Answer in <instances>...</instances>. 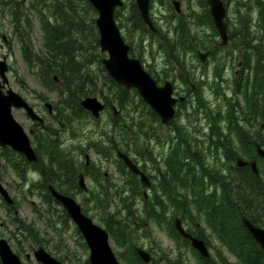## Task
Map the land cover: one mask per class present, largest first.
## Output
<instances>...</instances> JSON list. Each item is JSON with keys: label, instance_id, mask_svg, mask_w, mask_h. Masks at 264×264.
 Returning a JSON list of instances; mask_svg holds the SVG:
<instances>
[{"label": "trees", "instance_id": "1", "mask_svg": "<svg viewBox=\"0 0 264 264\" xmlns=\"http://www.w3.org/2000/svg\"><path fill=\"white\" fill-rule=\"evenodd\" d=\"M185 1L192 8L195 0ZM196 1L202 12L189 13L188 17H184L190 18L188 23L179 15L175 18L174 14L164 15L172 18L166 30L158 27L156 31L149 29L140 16L135 0H124V6L116 12L119 27V18L124 11L131 25L130 30L136 35L130 42L125 40L130 45V55L141 59V54L145 55V48L153 53L154 48H157L163 53V62L167 65L160 69L159 74L146 70L157 82L163 84L167 79H172L180 83L181 80L185 87L190 88V96L177 105L175 118L168 126L169 132L162 138L156 132L157 126L161 125L157 115L135 90L119 86L106 72L102 64L103 55L99 53L97 12L88 0H0V15L8 18L12 28L11 36L19 40V48L39 83L58 92L55 106L57 119L69 128L66 140L56 145L51 137L49 142L48 150L52 152L47 160L53 176L52 183L61 182L63 174L75 177L74 168L79 162L77 159L72 167L70 161L75 158L71 156L70 150L80 147L69 140H82L81 145L84 146L92 143L84 129L78 131L72 127L74 122L80 124L92 118L80 106L81 100L99 95L100 91L107 88L106 98L103 94L101 96L107 106L112 95L119 97L125 105L133 94L140 102L136 105L140 110L132 115L128 124H123L121 119L114 124L116 130L121 129L114 138L110 139V132L98 131L99 119L94 120L97 128L94 151L100 162L104 159L109 164L114 156L117 157L118 151L132 157L140 166L141 160L146 158L144 156L154 157L155 163L152 165L156 176L153 195L145 200L140 181L125 171L123 163L117 159L114 163L121 168L119 172L127 180V196L121 194L123 191L115 192L121 205L113 212H105L110 204L105 202L107 194L100 178L104 169L102 165L100 169L97 167L98 175L95 179L102 189L97 197L84 198L85 203L88 200L99 203H94V208L98 212L102 210V216L105 217H101V221L115 244L123 248L119 259L125 264H146L134 247L140 245L141 237L147 236L145 230L151 223L167 225L177 245L183 242L190 246V242L177 233L174 225L176 218L182 220L190 234L203 239L208 246H212L209 236L216 238L220 248H225L235 258V261L228 262L218 250L215 256L202 258L193 250L199 256L196 264H264V251L242 222V216H246L253 224L264 229V159L257 155L255 147L259 144L264 148V0H223L227 9L232 3L233 15L237 17L232 33L228 17L226 19L228 43L232 41L229 46H234L233 54L227 57L237 58L232 62L234 67L238 60L237 53L240 52L239 59L242 62L240 68L236 67L238 73L233 72V89L229 94L222 88L223 79L219 71L215 72L212 85L208 84L204 72L195 77L183 76L181 72L174 75L170 73L174 71L171 67L174 60L185 69V61H189L190 57L198 59L199 52L210 50V56L214 57L219 51L216 43H205L199 34H191V28L198 30L207 27L213 36H219L207 0ZM24 11L33 13L40 25L44 33L46 55L33 51L30 39L33 27L31 14L26 15ZM146 37L150 41L148 46L143 42ZM136 44L138 49H135ZM54 76L59 78L58 85L54 82ZM101 80L104 81L99 85ZM206 84L213 89L215 100H219L215 105L204 97ZM181 112L185 116L182 117ZM143 113L151 116L155 125L143 123ZM48 130L55 135L58 127L48 125ZM153 142L166 150L157 153L159 157L155 155ZM61 143H66L68 147L61 146ZM213 155L216 160L225 158V164L213 163ZM239 157L256 161L259 175L254 174L250 167H238L236 159ZM83 164L79 165L84 167ZM89 195H92L91 191ZM137 199L143 203L141 209L137 208ZM82 208L89 215L90 207L82 205ZM39 214L43 215L47 226L55 233L59 232L60 226L65 230L62 232L71 227L65 212L53 203L41 207ZM201 221L205 222V227H199ZM18 224L19 233L25 232L29 239L30 235L32 238L34 236L35 243H43L34 228L22 222ZM82 246L87 248L84 242ZM86 264H89L88 260ZM150 264L190 263L184 260L182 254L172 260L154 253Z\"/></svg>", "mask_w": 264, "mask_h": 264}, {"label": "rangeland", "instance_id": "2", "mask_svg": "<svg viewBox=\"0 0 264 264\" xmlns=\"http://www.w3.org/2000/svg\"><path fill=\"white\" fill-rule=\"evenodd\" d=\"M173 0H154L150 4V16L152 17L153 24L156 26L155 28H164L165 30L167 27L170 25L168 21H171L172 18L170 16H165L164 15H169L173 16L174 18L177 13L175 11L174 5H172ZM180 3V17L182 20H185V22L188 23L190 21V18L184 19V17H188V14H192L193 11H196L197 13H201L202 10L198 5L196 4V0L192 2V8H190V4L186 2L185 0H179ZM153 5V6H152ZM26 15L31 14L28 11H24ZM189 14V15H190ZM34 14L32 13L30 15V19L32 21L33 27L30 30V39H31V46L32 49L35 53L37 54H43L45 53L46 55V50L44 49V33L40 28V25L33 16ZM121 32L124 37V39L132 41L136 35L133 31L130 30L131 25L129 24V21L125 18V14L123 11V14L121 13ZM228 21L230 25V30L231 33L234 31V27L237 24V17L233 15V10H232V3L229 4L228 7ZM191 28V34H199V38L203 40L205 43H221V38L213 36V32L209 30V28H198V30ZM168 31V30H167ZM0 34L8 37L11 39L12 35V28L11 24L8 20L7 17H3L0 15ZM137 35V39H138ZM143 40V39H142ZM147 41V42H146ZM127 42V41H126ZM143 42H145L144 45L148 46L149 45V39L146 37ZM232 41L229 43L231 44ZM3 44L2 40H0V46ZM129 44V43H128ZM227 45L224 49L220 46H218L219 51L216 54V56L212 57L209 56V58H205L204 64L206 66L204 69V74H206L207 81L209 85H212L214 83L213 77L215 76V72L219 71L221 73V77L223 79V82L221 83L222 88L224 89V92L229 94V91H232V76L234 69L232 70L231 68V63L227 61V55L228 54H233L234 46L233 45ZM138 44L135 45V49H138ZM133 47V46H132ZM157 47V46H155ZM154 53L150 52L148 48H145V55L141 54V61L144 64V67L147 70H150L152 73L156 72L157 74L160 73V69L162 67H165L166 65L164 64V55L162 52H159L157 48H154ZM210 51V50H209ZM206 52V51H202ZM100 55H103L102 59L106 58V55L103 54L101 51H99ZM238 58L241 57L240 52L237 53ZM47 57V56H46ZM199 59H193V57L189 58V61H185V69L179 67L177 64V61L174 60L173 63L171 64V67L173 68L174 71L170 72L171 74H177V73H182L183 76H188V77H195L196 75L200 74V70H202L204 67L203 65L199 64ZM8 64L11 67V73L9 75V81H10V87L13 91L17 92L21 96H23L29 103L32 105L36 106L39 111H42V105L38 103L37 95L42 96L47 102L53 104V106H56V103L58 101V97L49 88H45L44 85L40 82H38V78L32 74L31 70H29L26 65L23 63V61L20 58L19 54V48L18 46L13 43L10 57L8 59ZM198 66V67H197ZM222 67V69H221ZM177 72V73H176ZM173 74V75H174ZM202 75V74H201ZM168 76H171L168 74ZM172 80V79H171ZM104 80H101L99 85H102ZM190 85V83H188ZM208 84H206V89L204 90V97L205 99L213 103L214 105L216 104L217 101L215 100V95L212 93L213 89H211ZM187 85V84H186ZM99 87V86H98ZM176 88H177V94L182 96L181 93L185 91V89L190 90V88L185 87L182 81L180 80L179 82H176ZM101 89V88H100ZM104 89V88H103ZM102 89V90H103ZM107 89V88H105ZM100 91L99 95L96 96H90V97H98L99 99H103L102 94L106 98L105 95H108L105 91ZM110 104L109 108L105 109V111L102 113L101 116H99V125L98 126V131L104 130L105 132H110V139L114 138L116 136V132H119L120 130L115 129V123H118V120H122L123 124H128L129 121L132 119V115L135 114V112L139 109L137 103H140L136 98V95L133 94L132 97L129 98L128 101L122 104V101L118 99L119 97L115 96H110ZM140 97V96H139ZM141 98V97H140ZM104 101V99H103ZM143 101V100H142ZM144 102V101H143ZM105 103V101H104ZM148 106V105H147ZM149 107V106H148ZM145 112V111H144ZM66 113V112H65ZM66 115V114H65ZM147 116V117H146ZM181 116H185L184 112H181ZM14 117L16 120L22 124L27 132H29L30 129V122L27 121V119L22 115L21 112L14 113ZM144 117V118H143ZM142 122L148 125L154 124L153 119L151 116H148L147 113H143L142 115ZM88 120V121H87ZM87 120H83L78 124V122H74L72 124V127L74 129H77L78 131L84 129V133L88 134L91 131L92 127H96L94 119L93 118H88ZM126 122V123H124ZM54 124V123H53ZM155 125V124H154ZM57 126V125H56ZM54 126V127H56ZM125 129V128H123ZM68 132H65L66 136H63L62 138H68ZM157 134L165 138L169 132V127L167 126H157L156 128ZM101 134V133H100ZM120 136H118L119 140ZM76 143H78L80 140H74ZM152 145L155 147V154L157 153H162L164 150L161 146L156 145L154 142ZM143 150V149H142ZM91 163L93 165L92 170L97 173V169H100V165L104 166V169L101 171V180H103V186L104 189L106 190L107 194V199L105 202H109V206L106 213L108 212H113L118 206L121 205V202L118 200L117 196L115 195V192L120 190L123 191L121 194H124V196H127L128 192L126 191L127 189V180L124 179V176L119 172V166L115 164L114 162H117V157L114 156V159L112 158V161L106 162L103 161L100 162V158L96 155L95 152L89 153ZM3 171L4 175L9 174V177L4 176V179L8 182L11 180V171L6 164V162H3ZM98 167V168H96ZM104 172L108 173V177L110 175V181H107L105 177L103 176ZM17 180V178H14ZM15 180V181H16ZM86 184L90 188V191L92 195H76V199L79 203H81L83 206H89L90 211H89V216L94 219V222L101 224L102 226L103 223L101 221L102 216V210H99V212L94 208V205L98 202L95 203V201L91 200L87 203H84V197L94 198L97 197L99 191L102 189L97 182L92 180L90 178H86ZM95 203V204H94ZM136 205L138 209H141L143 206V203L141 202L140 199L136 200ZM35 207L38 208V206L35 205H20L16 209V213L14 214V218L16 221H19L18 223L22 222L23 224H26L27 226H30L37 231V233L40 234V239L42 240L43 243H35L33 240L32 236L30 235L29 239L27 234L24 232V234L19 233V228H18V223L17 226L13 225L9 221L8 213L6 210H3L1 220L3 221L4 224V229L7 228V235H9L10 239V244L11 247L15 252H17L23 263L24 264H38L33 256V249L38 248V246H43L51 255L56 257L57 259H60L63 264H86V261L88 260L89 257V249L88 247L85 249L83 245V240L81 236L76 232L75 227L72 225L69 229H67L66 232L63 230L62 226L59 227V232L55 233L49 226H47L46 219L43 217L42 214H36L35 213ZM111 207V208H110ZM167 225H156L152 224L151 226L147 227V230H145L146 237H141L139 240L140 245H142V248L147 250L151 256L155 253L156 256L160 255L163 258L169 257V259H176L179 254H182L184 260L190 264H196V258L199 257L195 252H193V249L191 246L185 245L183 242H181L179 245L176 244V242L173 240L172 236L170 235L168 228L166 227ZM205 222L201 221L199 227H205ZM184 227L187 229L186 225L184 224ZM62 232V233H61ZM210 240L212 241V246L210 247V254L215 256L216 250L220 251L224 257L225 260L228 262H233L235 261V258L223 247L220 248L218 241L216 238L209 236ZM112 248L118 258L120 257L119 255L123 252V248L118 247L113 239L111 238L110 240ZM138 245L139 247H141ZM155 250V252H153ZM27 256L29 258H27ZM122 264H125L121 259H120Z\"/></svg>", "mask_w": 264, "mask_h": 264}, {"label": "water", "instance_id": "3", "mask_svg": "<svg viewBox=\"0 0 264 264\" xmlns=\"http://www.w3.org/2000/svg\"><path fill=\"white\" fill-rule=\"evenodd\" d=\"M97 12L96 26L99 32V45L102 53L106 54L103 65L110 77L120 86L127 89H135L144 102L159 116L162 123L167 125L175 117V106L177 98H173V85L166 82L164 86H158L154 78L145 71L139 59L130 57V46L125 42L121 30L115 20L116 10L123 6L122 0H88ZM151 0H135L136 6L144 23L152 30H155L150 17ZM176 11L180 13V2L173 1ZM210 14L222 44H227V24L225 22L227 10L222 0H207ZM206 55H201L202 61ZM6 62L0 61V75L3 83H0V143L2 146H10L14 151L24 155L28 161L36 162L37 158L31 146L30 139L23 127L15 120L13 109H24L27 116L35 121L42 119L34 109L12 89L5 90V83L8 79ZM180 100H183L181 98ZM84 109L89 111L94 117L98 118L104 109V104L96 97H89L81 102ZM257 153L264 158V149L257 145ZM118 156L125 165L137 175H140L144 185L149 186L148 177L141 172L139 167L123 153ZM239 166L247 165V162L238 159ZM251 167L254 173L258 174L256 162H252ZM79 184L86 190L84 177L80 175ZM4 199L11 204L12 200L7 191L0 185ZM52 197L66 210L68 216L77 226L79 232L85 239L89 248L90 264H121L117 259L111 245L110 236L106 229L95 224L93 220L85 215L81 206L74 198L64 196L49 186ZM242 221L246 229L250 232L253 239L264 251V229L255 226L247 217L242 216ZM176 229L180 235L191 241L192 247L203 257L209 256L208 248L203 240L193 237L186 232L180 219L175 222ZM139 257L145 262L151 261V255L141 249L136 248ZM34 255L40 264H62L59 260L51 256L42 246L34 250ZM0 258L3 264H22L20 257L15 254L8 241L0 239Z\"/></svg>", "mask_w": 264, "mask_h": 264}, {"label": "flooded vegetation", "instance_id": "4", "mask_svg": "<svg viewBox=\"0 0 264 264\" xmlns=\"http://www.w3.org/2000/svg\"><path fill=\"white\" fill-rule=\"evenodd\" d=\"M0 40H2V42H3V44L0 46V61L6 62V67L8 69L7 70L8 82H7V84L5 83V86H6V89H11L10 81H9V75L12 71H11L10 65L8 64V59L10 57V53H11L13 43H15L18 46V48L20 47L19 46V40L13 36H11V39H9L8 37L1 35V34H0ZM227 45L224 46L220 43L217 46L225 48V47H227ZM206 52H208L206 57L209 58V56L211 55V52L210 51H206ZM19 54H20V58L23 61V63L25 65H27L28 60H26L24 58V55L22 54L20 48H19ZM233 56L235 57V55H233ZM197 57L200 61V62L198 61L199 64L201 63L203 65L202 67L206 66L204 64L205 61L204 62L201 61L202 60L201 55L198 54ZM206 57H204V60ZM236 59H232L231 56H228L227 61L229 62V64L231 63L232 70L234 69V71L237 74L238 70H236V67L240 68L242 66V62L238 58L237 63L234 64V67H233L232 62L236 61ZM204 69H205V67L202 70H200V72H201L200 74H202L204 72ZM221 69H222V67H221ZM168 80L172 81L171 79H167L166 81H168ZM55 81H56V83L60 82L59 79H57V78L55 79ZM172 82L174 84V96L175 97L187 98L190 96L187 89H185V91H183L181 93L182 96L178 95L176 92L177 91L176 82H174V81H172ZM0 83L1 84L3 83V78L1 75H0ZM158 84L160 86L163 85L162 82H158ZM61 88L63 89V86ZM193 89H194V87H193ZM37 99H38L37 100L38 103L42 105V111H39L37 109V107L32 105L31 103H29V101H27V102L34 109V111L37 113V115L42 119V123L38 120L35 121V120L30 119L27 116L24 109H13V116H14V113L21 112L22 115L27 119V121H29L31 123L29 132H27L25 130L24 126L22 124H20L16 120V118L14 117L15 120L23 127L24 131L26 132V134L30 138V143H31L33 150L35 152L37 161L36 162L28 161L24 155L14 151L10 146H2V144L0 143V185L7 191L8 196H10V198L12 200V203L10 205L4 199L2 190H0V239L5 238L8 240L9 243H10L9 235L6 234L7 228L4 229V224H3V221L1 220V218H3L2 217L3 210H6L8 213H10V214H8L9 221L11 224H13L14 219H15L14 214L16 213V209L18 208V206H20V205H46V204H49L50 202L51 203L54 202V199L51 196V193L49 190L50 185H53L54 188L58 192H60L61 194H64L66 196H72V197L76 198V195H80V194L84 195V192L81 191V187L79 184L80 175L84 174L85 178H87V177L90 178L92 180V182H94V180L96 179V175H98V171L96 174H95V172H93V170H92L93 165H92L91 159L89 157V153L94 151L95 146H96V142H97V141H95V138L97 135V128L92 127L90 133L86 134V135H90V140H92V143L90 146L81 145L82 140H80L78 143H76L75 141L73 142V139L69 140V141H72L73 143H76L74 145H76L77 147H80V149L78 148L75 150H73V149L70 150L71 156L73 158H75L73 161H70V164L73 167L77 163V159H78L79 164L84 163L83 164L84 167L79 165V164L76 165V167L74 168L75 177L72 174H71L72 176H70V177L68 175L63 174V179L61 182L56 181V184L51 182V178H53V176L51 175V171L48 167V160H47V159H50V153L52 152V151L48 150L49 142H50L51 137H52V139H54L56 145L59 142H63L64 140H66V138L63 139L62 137L66 136L65 132L69 131V128H68V125L66 123H63V122H62L63 126H61V121H59V119H57V113H56V110H55V107L53 106V104L47 102L40 95H37ZM101 102L105 105V109H108L107 103H104L103 100H101ZM52 123H54V124H52ZM48 125H54V126L59 125L58 130L55 131L57 134H55V135L50 134L49 130H48ZM85 142H88L87 139H85ZM60 145L68 147V145H66V143L65 144L61 143ZM155 155L159 157L158 154H155ZM144 157H146V158H143L141 160L142 165L140 166V169L149 177L150 182H151V186L149 188H142L143 189L142 194H143L145 200H148L149 196L153 195V190H154L153 184L155 183L156 171H155L152 164L155 163V159H154L153 155H152L153 158H149L148 156H144ZM213 158H214L213 163L219 162L220 164H222V163L225 164V162H226L225 158H220L219 160H216L214 155H213ZM4 161L6 162V164L8 165V167L11 171L12 176H11L10 182H8V180L6 181L4 179V176L7 177V179L9 177V174L4 175L3 165H2ZM134 162L138 164V162H136V161H134ZM244 167H249V165L244 166ZM55 169H56V167H55ZM120 169L121 168H119V170ZM124 170L127 171L128 173H130L128 168L127 169L125 168ZM130 174L133 176L132 173H130ZM103 176L105 177V179H107V181H110V175L108 177L107 172H104ZM134 177H136V179L138 181H140V178L138 176L134 175ZM14 178H17V180ZM69 179H70V181H69ZM27 258H29V257L27 256ZM0 264H2L1 258H0Z\"/></svg>", "mask_w": 264, "mask_h": 264}]
</instances>
